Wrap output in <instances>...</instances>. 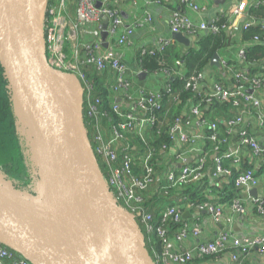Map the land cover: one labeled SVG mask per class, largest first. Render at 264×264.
<instances>
[{"label": "built area", "instance_id": "built-area-1", "mask_svg": "<svg viewBox=\"0 0 264 264\" xmlns=\"http://www.w3.org/2000/svg\"><path fill=\"white\" fill-rule=\"evenodd\" d=\"M182 2L200 15L201 8L195 4V0H182ZM231 2L233 3V14L237 17L241 16L244 13L245 0H231ZM98 3L102 4L100 8L97 7ZM150 3L159 6L157 1L146 0L147 5ZM67 4V0H59L58 7L52 11L54 30L50 36V41L51 52L55 55V69H63L80 76L78 72L73 71L76 68L75 66H69L62 59V52L68 42L71 45L72 57L75 62L83 57L86 64L94 65L100 71L113 70L116 73L115 85L111 87L110 94L114 98L111 104L112 110L118 119V126L112 140L106 141L104 138H100L98 142L101 145L99 151L110 169V177L103 179V181L108 189L112 191L113 198L118 203L122 202L126 206H137L142 201L139 192L146 191L150 188V185L155 184L161 178L165 182L163 190L166 194L172 189H180L204 179L206 175L204 167L209 152L198 145V141L200 139L204 140L205 137L188 134L185 131V128L191 125L193 120L201 118L203 114L201 108L204 104L210 105L214 100L219 99L221 102H232L238 110H243L242 106L247 105L255 109L257 124L264 126V113L257 95V92L264 89V76L249 78L246 77L247 75L237 73L235 78L250 84H234L232 87L214 84L207 90L205 85H201L204 78V74H201L198 78L191 79L187 88L199 94H204L202 95L203 99L198 105L191 107L183 117L177 119L170 130V135L174 139V150L177 154L170 153L168 155V148L164 147L162 149L164 157L161 163L164 167L163 177L155 171L151 164L152 154H148L142 159L146 171V176L143 179H138L133 174L130 160L124 161L122 167H116L115 163L119 159V148H124L125 145L123 134L132 133L144 139L148 130L157 124L159 119L156 111L158 113L162 108L161 89L146 91L135 86V77L142 71L139 70V72L135 71L133 73L132 68L125 61L126 51L135 48L136 30L143 29L147 24L151 25L153 15L147 10L139 11L136 0H75L76 19L72 20L67 14ZM41 18V22H43L45 16L42 14ZM104 18L108 20L106 29L108 37L105 41L102 39ZM215 22L216 19L210 22L206 20L194 23L184 13L174 11L170 15L169 28L172 34L182 33L187 36L197 35L204 31L219 33V26ZM255 22V20L253 21V19L247 17L242 29L244 31L248 30ZM256 24L264 30V20L258 21ZM41 40H43L42 37ZM254 41L264 45V38L255 37ZM105 43L108 44L107 48L104 47ZM171 43H174V41L159 40L156 45L152 46L151 44L142 43L137 50H140L142 55L153 54V52H149L151 48L162 51L165 48L163 45L167 46ZM243 56L244 50L240 53V57ZM165 76L169 77L170 73L166 71ZM250 89H252V93H248ZM117 99L119 102H116ZM244 110L246 111V109ZM243 121L244 118L241 114L240 117L230 121L227 126L229 130H233L240 127ZM197 122L199 123V129L208 125V128L212 131V136L209 139L214 142L215 168L212 174L213 180H220L225 176L232 175L231 169L224 168L223 163L228 160L233 162L232 166L239 165L241 160L238 150L250 148L253 150L254 156L264 153V146L260 145L247 129H243L240 133L237 150L219 156L220 148L218 146L224 144L225 141L221 143L217 124H207L204 120ZM191 158H195V160L192 162ZM258 184L259 181L255 177V172L252 171L241 173L236 181V186L242 190L252 189ZM217 186L219 185L217 184ZM187 201V198L180 199L174 206H168L161 212L164 223L172 220L184 224L173 237L167 235L168 230L163 225L155 229L161 239L162 246L161 253L157 257V264H189L194 260H203L214 255H226L229 257L230 264H242L241 258L247 256L254 249H258L264 254V237H237L231 228L233 222L225 214V206L229 207L235 214H244L246 207L241 200L236 199L231 205L189 202L185 209L179 207L180 204ZM252 202L258 205L259 211L264 210V199H253ZM186 212H189V214L194 212L196 214L195 219L192 221H189V218L184 219ZM203 213L209 215L215 226L225 225V228L221 229L214 239H202L201 214ZM144 219L150 221L151 216L145 215ZM151 229L154 230L150 227ZM188 242L191 245L185 246ZM12 256L13 253L10 248H0V264H6L5 259ZM17 264H30V262L24 258Z\"/></svg>", "mask_w": 264, "mask_h": 264}, {"label": "trees", "instance_id": "trees-1", "mask_svg": "<svg viewBox=\"0 0 264 264\" xmlns=\"http://www.w3.org/2000/svg\"><path fill=\"white\" fill-rule=\"evenodd\" d=\"M67 1V14L72 20H75V0ZM151 1L154 2V0ZM156 1L158 5L164 4V7L167 5L173 8L174 5V3H168L164 0ZM58 4L59 0L43 1L42 13L45 10L43 14L45 18L40 25V36L44 41V53L48 62L54 68H56L54 64L55 55L51 52L50 36L54 30L52 24L54 15L52 11L58 7ZM180 7L182 8L180 11H184L185 3L182 2ZM177 9L173 8L174 11H177ZM248 17L256 22L264 20V4H258L254 9H250ZM215 19V23L220 29L219 33L203 32L197 34V41L192 47L184 48L174 42L165 46L162 51L151 48L149 52H153V54L147 53L142 55L140 50L136 51L134 58L137 66L142 72L147 73V76L165 75L166 71L170 73V76H165L167 87L161 89L163 101L162 108L158 113L156 111L159 119L157 124L148 130L144 139L132 133L123 134L125 145L123 144L124 148H119V159L115 163L116 167L120 168L123 166L124 161L130 160L133 174L136 178L143 179L146 176V171L143 167L142 159L148 154H152L151 164L155 168V171L159 172L161 177H163L164 167L161 163L164 157L162 155V149L164 147L168 148V155L170 153L177 154L174 150V139L170 135L172 126L176 123L177 119L183 117L191 107L198 105L203 99L202 95L204 94H199L187 88V85L191 79L198 78L201 74L208 72L211 69L210 63L214 55L221 54L225 47V31L228 23L222 16H218ZM256 22L248 30H243L242 42H255V37L264 38V30ZM71 51V45L67 42L62 52V59L69 66H75L76 68L73 71L78 72L80 76L63 69L57 68V70L65 71L64 73L73 76L77 81L80 94V114L89 154L102 179H108L110 177V169L99 151L101 145L98 141L100 138H104L106 141L112 140L118 126V119L112 110L111 104L114 98L110 94L111 87L115 85L116 73L113 70L100 71L94 65L86 64L83 57L78 62H75ZM263 58L264 45L257 42L253 43L252 46L244 49V56L241 58L244 65L247 66L248 72H244L241 68L234 67V63L228 62L223 65L224 71L222 73L228 79L227 84L221 85L222 82H217L216 80L214 84H219L220 86L227 85L228 87H232L234 84L249 85L250 83H245L239 81V78H235V74L242 73L247 75L246 77L253 78L259 76L256 75L257 72L263 71L264 75V67L258 65ZM127 65L130 68H133L134 65L136 66L135 62H129ZM222 74L220 73L221 76H223ZM15 104L23 110L0 62V153L3 150V153L0 154V169L2 170L0 182L4 188L16 196H22L23 194H29L34 191H42L44 193L46 188L44 175L31 166L23 150L20 136L17 133ZM242 108L246 109V111L250 110L254 114V117L256 116L254 108H250L247 105H243ZM201 109L204 113L202 120H211L210 123H216L220 138L222 139L221 143L225 141L224 144L218 146L220 148L218 152L220 156L226 153L229 147V136L225 134L226 131H229V128L226 125L230 121L240 117L242 114L240 113L241 110L236 109L232 102H221L219 99L214 100L210 105L204 104ZM210 136H212V131L206 127L204 130L205 139L202 140L201 146L209 152V156L204 167L206 175L203 180L196 184L186 185L180 189H172L166 194L163 190L165 182L161 178L155 184L150 185V188L146 191L139 192L142 201L137 206H126L122 202H119L120 207L134 218L135 223L141 230L145 241L146 252L154 264H157V257L161 253L162 247L161 239L155 229L163 225L168 230L167 235L173 237L176 231L184 224L176 223L172 220L164 223V217L161 212L166 207L174 206L178 200L183 198H187L188 200L179 205L183 209L186 208L189 202H211L213 204L231 205L234 200L239 199L241 190L236 186V181L241 173L246 171L255 172L257 179L264 175V162L261 163L259 169H255V166L249 162L250 159L245 158L237 166H232L233 162L231 161H225L223 167L230 168L232 175L225 176L220 180H213L212 175L208 174L209 170L212 171L215 168V160L213 157L214 142L209 140ZM246 151L251 153L253 159L262 160L264 157V153L259 156H254L253 150L250 148L246 149ZM37 155L39 158L40 155ZM0 188L3 189L1 184ZM109 193L114 197L111 190H109ZM145 215L151 216V220L145 221ZM150 227L154 230H150ZM4 247L7 246L0 242V248ZM12 253L13 256L11 258L5 259L6 264H17L24 259L14 250H12ZM217 256L219 255L208 256L203 260L213 259ZM246 257L243 256L241 258L242 264H246ZM203 260H194L189 264H195Z\"/></svg>", "mask_w": 264, "mask_h": 264}, {"label": "water", "instance_id": "water-1", "mask_svg": "<svg viewBox=\"0 0 264 264\" xmlns=\"http://www.w3.org/2000/svg\"><path fill=\"white\" fill-rule=\"evenodd\" d=\"M43 1L0 0V62L58 181L84 207L82 217L77 216V224L89 229L93 248L79 253L65 251L1 192L0 242L30 264H154L134 218L110 195L96 166L93 167L76 79L56 70L45 56L40 36ZM223 1L214 0L217 5ZM101 5L98 3L97 7ZM107 25L104 18L103 41L108 37ZM172 41L189 48L197 38L173 33ZM210 68L223 73L218 54L212 58ZM146 76L141 72L138 78L144 80ZM249 195L257 199L258 189L252 188ZM189 216L186 212L184 219Z\"/></svg>", "mask_w": 264, "mask_h": 264}, {"label": "crops", "instance_id": "crops-1", "mask_svg": "<svg viewBox=\"0 0 264 264\" xmlns=\"http://www.w3.org/2000/svg\"><path fill=\"white\" fill-rule=\"evenodd\" d=\"M139 11L147 10L150 11V13L153 15V23L145 25L143 29H137L135 34V48L129 49V51H126V59H128L130 62H135L136 66L132 68V72L134 73L139 72L140 69L137 66V63L135 61V53L137 51V48L142 43H147L152 45H156L159 40L167 41L172 40V33L170 32L169 28V19L170 15L174 12L173 8H178L177 11L184 13L187 15L194 23H199L201 21H212L218 16H222L226 19V22L228 23L227 29H226V43L225 47L221 54H218L220 56L222 64H227L228 62L234 63V67L241 68L244 72H248V68L246 65H244L243 61L241 60L240 53L242 50L247 49L248 47L252 46L255 42H242L243 39V24L247 21V17L250 14V9H254L258 4L262 3L264 4V0H245L244 2V13L237 17L235 14H233V3L231 0H224L220 5H217L214 0H195V4L198 5L201 8L200 15L196 14L188 5L185 4V10L180 11L182 8L180 7L182 5V0H164L168 3H174L173 8L169 6L162 5H155L154 3H150L149 5L146 4V0H136ZM156 1V0H154ZM160 1V0H159ZM147 5V6H146ZM176 11V10H175ZM45 12V10H44ZM44 12L42 14H44ZM76 19V17H75ZM193 37L197 38V35H193ZM166 45H163V47ZM185 48V47H184ZM238 63V64H237ZM180 65V63H178ZM258 65H262L264 67V58L258 63ZM225 68V67H224ZM219 69L211 68L205 75V77L202 80L201 85H205L206 89L209 90L213 85L214 81L217 82L221 81V85H225L228 82V79L225 74H222V72ZM224 71V70H223ZM220 73L225 76H221ZM256 75L264 76L263 71H259L256 73ZM135 77V86L140 87L144 90H159L163 87L165 88L167 86L166 84V77L164 74L162 75H153V76H146L144 80H140L138 78V75ZM217 76V77H215ZM151 77V79L148 78ZM144 84H150V87H146ZM227 86V85H226ZM257 95L259 96V100L261 102V109L264 113V89L257 92ZM240 113H242V116L244 118L243 124L235 129H231L229 131H226L225 134H228L229 136V147L228 151L226 153H232L237 150L239 147V138L240 133L243 131V129H247L250 134H252L253 137L256 138V140L259 142L260 145L264 146V126H260L257 124L254 114L249 110L243 111L241 110ZM204 118V113L202 114L200 119L193 120L191 122V125L185 128L186 133L188 134H197L204 136V130L208 125H205L201 129H199L198 122ZM211 120H206V123H210ZM226 125V124H225ZM228 128V126L226 125ZM202 140L200 139L198 141V145L201 146ZM210 140V139H209ZM220 140H222L220 138ZM211 141V140H210ZM238 154L240 157V163H242V160L245 158L250 159V163L255 166V169H259L261 163L264 162V157L262 160H256L253 159L251 153L246 151V149H240L238 150ZM215 160V153L213 155ZM195 158H191V161L193 162ZM208 161V159H207ZM207 171V170H206ZM214 170H209L208 174L212 175ZM259 184L252 188L258 189V196L257 199H264V175L258 178ZM241 192L239 193V200L243 203V205L246 207V212L244 214L238 215L231 211V209L227 206L224 207L225 214L229 220H231L234 234L237 237L240 238H246V237H264V210L259 211V207H257V204H254L252 202L254 197H251L249 195V190H242L239 188ZM213 196V194H212ZM211 196V198H213ZM212 201V200H210ZM211 203V202H209ZM257 210V211H256ZM195 213L191 212L189 219L194 220L195 219ZM197 217V216H196ZM201 220L203 224V240H211L214 239V237L217 235V233L225 228V225L221 226H215L211 220L208 214L203 213L201 214ZM191 245L189 242L185 244V246ZM246 264H264V254L261 253L258 249H255L251 251L247 257H246ZM195 264H230L229 257L226 255L217 256L213 259H206L203 261L196 262Z\"/></svg>", "mask_w": 264, "mask_h": 264}, {"label": "rangeland", "instance_id": "rangeland-1", "mask_svg": "<svg viewBox=\"0 0 264 264\" xmlns=\"http://www.w3.org/2000/svg\"><path fill=\"white\" fill-rule=\"evenodd\" d=\"M125 61L127 64L130 62L128 59H125ZM149 79L151 77L148 78L147 82H149ZM144 85L146 87L151 86L150 84ZM14 108L17 133L22 141L23 150L31 166L44 175L46 188L44 193L42 191H34L22 196H16L4 188L0 182L3 188H0V192L7 199L17 204L36 228L46 233L65 251L72 253L90 251L93 248V238L88 234V228L86 231V229L79 227L77 224V216H79V213L81 215V211L76 199L63 182L58 181L53 165L25 112L17 104H15ZM2 153L3 150L0 154ZM37 154L40 155L39 158ZM92 163L94 167V162ZM1 174L2 170L0 169ZM85 224L87 225V223Z\"/></svg>", "mask_w": 264, "mask_h": 264}, {"label": "bare ground", "instance_id": "bare-ground-1", "mask_svg": "<svg viewBox=\"0 0 264 264\" xmlns=\"http://www.w3.org/2000/svg\"><path fill=\"white\" fill-rule=\"evenodd\" d=\"M77 203H78V207H79L81 213H82V212L84 213V212H85L84 207L79 203V201H77ZM79 209H78V212H79ZM79 214H80V213H79ZM80 217H81V215H80ZM89 224H91L90 221H89Z\"/></svg>", "mask_w": 264, "mask_h": 264}]
</instances>
